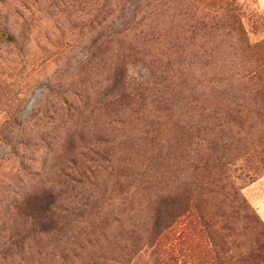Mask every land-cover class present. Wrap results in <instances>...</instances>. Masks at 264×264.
Here are the masks:
<instances>
[{
	"label": "rangeland",
	"instance_id": "1",
	"mask_svg": "<svg viewBox=\"0 0 264 264\" xmlns=\"http://www.w3.org/2000/svg\"><path fill=\"white\" fill-rule=\"evenodd\" d=\"M0 25V264H264V0H0Z\"/></svg>",
	"mask_w": 264,
	"mask_h": 264
},
{
	"label": "trees",
	"instance_id": "2",
	"mask_svg": "<svg viewBox=\"0 0 264 264\" xmlns=\"http://www.w3.org/2000/svg\"><path fill=\"white\" fill-rule=\"evenodd\" d=\"M0 35H1V39H2V40L6 41L7 43L14 44V45H17V46H18V42H17L15 36L12 35V34L8 31L7 27L0 25ZM19 47H20V52L23 51V50H22V46L20 45ZM249 80H255V81H258V82L256 83L257 86H262V85L264 84V77H263L262 75H258V76H257V74H253V77L250 78ZM222 81H223L222 78L216 80V82H219V83L222 82ZM255 81H254V82H255ZM235 90H236V89H235ZM214 93H215V97H216V92H214ZM259 94H262V93L260 92ZM235 99H236V96H235V92H234V94L232 95V100L234 101ZM215 100H216V99H215ZM233 101H232V102H233ZM261 115L263 116V114H261ZM218 122H219V121H218ZM218 124H219V125H218ZM218 124H217L218 127H219L220 125L222 126V124H220V123H218ZM222 146H223L224 149H226V150L228 149L226 144H223ZM256 146H257V145H256ZM255 156L258 157L259 159L261 158L262 165H264V155L261 154V153H258V152H257V153L255 154ZM246 160H247L248 165H251V164H252V158L248 157Z\"/></svg>",
	"mask_w": 264,
	"mask_h": 264
}]
</instances>
